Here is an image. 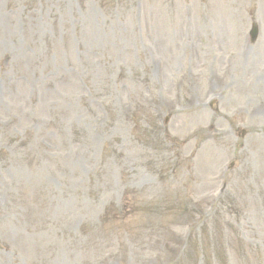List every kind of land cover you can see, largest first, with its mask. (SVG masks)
I'll use <instances>...</instances> for the list:
<instances>
[{
	"label": "rangeland",
	"instance_id": "374dc122",
	"mask_svg": "<svg viewBox=\"0 0 264 264\" xmlns=\"http://www.w3.org/2000/svg\"><path fill=\"white\" fill-rule=\"evenodd\" d=\"M0 264H264V0H0Z\"/></svg>",
	"mask_w": 264,
	"mask_h": 264
},
{
	"label": "water",
	"instance_id": "95a60500",
	"mask_svg": "<svg viewBox=\"0 0 264 264\" xmlns=\"http://www.w3.org/2000/svg\"><path fill=\"white\" fill-rule=\"evenodd\" d=\"M257 32H258V31H257V28L254 27V28H253V31H252V33H251V35H252V39H253V40L256 39V37H257Z\"/></svg>",
	"mask_w": 264,
	"mask_h": 264
}]
</instances>
